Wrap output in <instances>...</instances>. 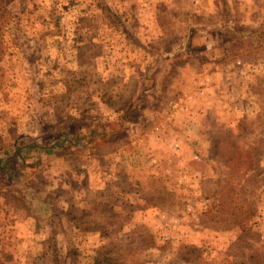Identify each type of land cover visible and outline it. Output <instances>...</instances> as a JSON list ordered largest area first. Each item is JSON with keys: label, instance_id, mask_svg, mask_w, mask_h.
<instances>
[{"label": "rangeland", "instance_id": "rangeland-1", "mask_svg": "<svg viewBox=\"0 0 264 264\" xmlns=\"http://www.w3.org/2000/svg\"><path fill=\"white\" fill-rule=\"evenodd\" d=\"M0 264H264V0H0Z\"/></svg>", "mask_w": 264, "mask_h": 264}, {"label": "crops", "instance_id": "crops-1", "mask_svg": "<svg viewBox=\"0 0 264 264\" xmlns=\"http://www.w3.org/2000/svg\"><path fill=\"white\" fill-rule=\"evenodd\" d=\"M174 55H171V57H173ZM174 58V57H173ZM176 123L175 125H178L181 129H182V132L179 133L178 136H175L173 138V145H177V146H183L185 141L187 140L188 138V134H193L194 130H197V134H198V139L200 138V135L202 134V129H203V120H204V117L206 115L207 112L205 113H202L201 114H197L198 112H195L194 111H190L188 112V114H183L181 111H178L176 112ZM182 115V119H181V116ZM232 119V118H231ZM230 119V120H231ZM170 128V127H169ZM170 131V129H169ZM195 133V132H194ZM19 216L17 217V220H18ZM21 219V218H20ZM23 220V219H22ZM18 225H17V230L19 231L20 233V226L24 225L20 222H16ZM15 233H18V232H15ZM18 233V234H19Z\"/></svg>", "mask_w": 264, "mask_h": 264}]
</instances>
